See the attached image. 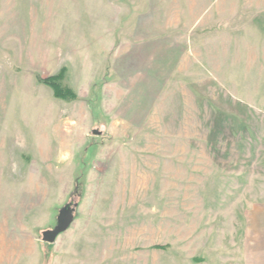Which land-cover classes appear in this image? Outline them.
Segmentation results:
<instances>
[{
  "label": "rangeland",
  "instance_id": "rangeland-1",
  "mask_svg": "<svg viewBox=\"0 0 264 264\" xmlns=\"http://www.w3.org/2000/svg\"><path fill=\"white\" fill-rule=\"evenodd\" d=\"M262 204L264 0H0V218L43 264H238Z\"/></svg>",
  "mask_w": 264,
  "mask_h": 264
},
{
  "label": "crops",
  "instance_id": "crops-1",
  "mask_svg": "<svg viewBox=\"0 0 264 264\" xmlns=\"http://www.w3.org/2000/svg\"><path fill=\"white\" fill-rule=\"evenodd\" d=\"M69 29V28H68ZM65 30V31H68ZM64 32V31H63ZM59 40V39H58ZM57 40V43H58ZM56 45V43H55ZM54 47V46H53ZM51 48V47H50ZM53 49V48H51ZM54 50V49H53ZM64 47H59L56 45V49L54 50L53 58H49L47 61L52 63V62H60V57L61 54H64ZM35 56V55H34ZM32 58L31 65H38L42 66L41 62L42 60H36L34 57L29 56ZM55 58V59H54ZM111 58V57H110ZM110 58H105V64H109L110 60H112V66H108L110 68V73H114V85L116 87L115 91L109 96V104L113 105L115 102L114 100V94L121 91L125 90L129 93V91H133L132 95L137 97L141 94L144 93V89H142L139 84L143 81H148L150 80V77L144 73L142 76L135 75L134 78L129 79L127 82L123 83V79L120 78L121 76L117 74L115 66L117 62L116 57ZM28 59V58H27ZM26 59V63L18 64L20 66L27 65L29 62ZM89 60V59H88ZM109 60V61H108ZM14 61L16 62L15 59L10 58V62ZM90 61H87L84 66H89ZM17 64V63H16ZM60 64V63H59ZM71 64V66L74 64V61L72 59H67L63 60L61 63V66L59 68H66L63 67L64 65L68 66ZM40 68V67H39ZM58 68V69H59ZM61 68V69H62ZM118 71V70H117ZM70 72V70H69ZM141 75V74H140ZM110 84L106 85L109 86ZM120 86V87H117ZM122 87V88H121ZM105 90V88H103ZM79 96V95H78ZM80 97V96H79ZM105 98H108L106 96ZM55 102L61 104L59 101ZM64 102V101H63ZM62 102V103H63ZM84 102V101H83ZM83 102H76L72 106L76 105L79 106ZM59 104L54 103L53 106H51V110H55L56 112H59L61 109V106ZM67 104V103H66ZM84 107L87 111L90 109V105H86V103H83ZM114 107V106H113ZM112 107V108H113ZM128 107L124 108V111H126ZM76 109V108H75ZM81 109V108H77ZM74 110V108H73ZM82 112H85L84 109H81ZM120 110V114L118 117H114L112 114V118H120L122 113H125ZM128 111V109H127ZM110 112H113L112 110ZM74 113V112H73ZM75 114V113H74ZM4 155L2 156V159H4ZM3 168L1 169L2 172H5V167L6 165H3ZM37 166V165H36ZM1 217V216H0ZM246 236L249 241L250 246L243 252V258L240 260V263L238 264H264V204H262L260 207H258L257 210H254L251 213V216L247 218V223H246ZM32 234V233H31ZM24 236H21L19 233V236L12 237V232L10 231V222L9 218L5 216V213H3V218H0V264H43V255L42 252H39L38 249L35 247L37 246L36 239L34 234H32V237L29 238L26 234H23ZM17 238V239H14Z\"/></svg>",
  "mask_w": 264,
  "mask_h": 264
},
{
  "label": "trees",
  "instance_id": "trees-1",
  "mask_svg": "<svg viewBox=\"0 0 264 264\" xmlns=\"http://www.w3.org/2000/svg\"><path fill=\"white\" fill-rule=\"evenodd\" d=\"M66 70H62L58 75L51 76L48 78H41L38 77V82L42 85H45L49 87L53 93L54 97L56 99L65 101V102H76L79 100V96L76 94V92L64 85V79H65ZM49 247H53L52 245H49ZM165 249V248H164Z\"/></svg>",
  "mask_w": 264,
  "mask_h": 264
},
{
  "label": "water",
  "instance_id": "water-1",
  "mask_svg": "<svg viewBox=\"0 0 264 264\" xmlns=\"http://www.w3.org/2000/svg\"><path fill=\"white\" fill-rule=\"evenodd\" d=\"M75 220V209L71 204L65 206L59 213L57 225L53 230L43 232V242L52 245L57 238L66 232Z\"/></svg>",
  "mask_w": 264,
  "mask_h": 264
}]
</instances>
